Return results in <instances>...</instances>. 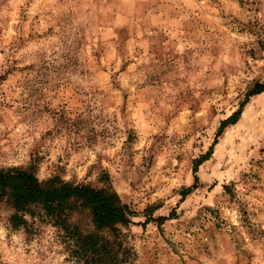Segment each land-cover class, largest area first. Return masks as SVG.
<instances>
[{
    "label": "rangeland",
    "instance_id": "rangeland-1",
    "mask_svg": "<svg viewBox=\"0 0 264 264\" xmlns=\"http://www.w3.org/2000/svg\"><path fill=\"white\" fill-rule=\"evenodd\" d=\"M264 0H0V169L110 185L124 264H264ZM0 264H77L39 205Z\"/></svg>",
    "mask_w": 264,
    "mask_h": 264
},
{
    "label": "trees",
    "instance_id": "trees-1",
    "mask_svg": "<svg viewBox=\"0 0 264 264\" xmlns=\"http://www.w3.org/2000/svg\"><path fill=\"white\" fill-rule=\"evenodd\" d=\"M264 91V82L248 88L240 109L222 121L218 134L235 123L250 96ZM13 209L14 224L39 205L53 225L64 233L71 259L77 264H124L130 248L124 243L121 226L133 215L110 185L93 188L52 178L41 181L28 168L0 169V201Z\"/></svg>",
    "mask_w": 264,
    "mask_h": 264
}]
</instances>
